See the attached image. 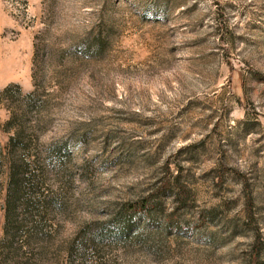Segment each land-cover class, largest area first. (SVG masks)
I'll return each mask as SVG.
<instances>
[{"label":"rangeland","instance_id":"obj_1","mask_svg":"<svg viewBox=\"0 0 264 264\" xmlns=\"http://www.w3.org/2000/svg\"><path fill=\"white\" fill-rule=\"evenodd\" d=\"M34 66L42 142L75 155L72 187L50 182L59 239L96 235L75 264H264V0H0V90L32 91Z\"/></svg>","mask_w":264,"mask_h":264},{"label":"trees","instance_id":"obj_2","mask_svg":"<svg viewBox=\"0 0 264 264\" xmlns=\"http://www.w3.org/2000/svg\"><path fill=\"white\" fill-rule=\"evenodd\" d=\"M104 48L105 39L101 37L73 46L89 56L101 54ZM34 64L37 66L36 60ZM35 66L32 91L24 93L17 83L0 90V102L6 101L11 110L2 127L10 134L9 139L4 146L0 143V197L3 195L5 218L0 238V264H43L42 260H46L51 248H55V258L63 254L65 264H75L77 252L83 254L87 246L96 241V235H92L88 225L78 234L59 239L62 226L55 217H69L70 201L55 192L52 184L60 182L63 187H72L74 174L69 170L76 166L75 155L67 138L42 142L47 100L38 87ZM4 175L6 179L2 180ZM150 208L151 200L147 197L126 203L123 210L132 214L149 212ZM124 224L118 228L123 233L128 226V223ZM103 229L105 231H101L98 238L112 232ZM259 248L258 243L257 253Z\"/></svg>","mask_w":264,"mask_h":264}]
</instances>
